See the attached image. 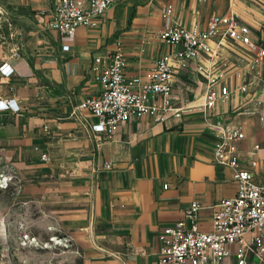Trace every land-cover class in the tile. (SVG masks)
Wrapping results in <instances>:
<instances>
[{"label": "crops", "instance_id": "1", "mask_svg": "<svg viewBox=\"0 0 264 264\" xmlns=\"http://www.w3.org/2000/svg\"><path fill=\"white\" fill-rule=\"evenodd\" d=\"M52 2L0 0V63L13 67L11 75L0 74V97L19 104L16 111L0 110L1 170L12 175L10 182L18 175L19 207L34 203L45 226L75 244L76 264H162L163 226L180 218L193 199L203 203L199 221L208 226L212 205L235 194L231 169L212 160L217 138L209 123L246 120L239 149L248 164L252 144H264V121L234 115L232 102H217L208 113L190 107L163 121L132 118L97 147L89 129L95 117L77 106L101 89L93 55L120 44L126 72L145 76L170 49L159 37L166 4H172L171 18L203 26L212 12L227 9L228 0L215 7L213 0H115L96 26L81 25L67 38L47 28L49 14L38 15ZM174 81L176 103L201 101L193 76Z\"/></svg>", "mask_w": 264, "mask_h": 264}, {"label": "built area", "instance_id": "2", "mask_svg": "<svg viewBox=\"0 0 264 264\" xmlns=\"http://www.w3.org/2000/svg\"><path fill=\"white\" fill-rule=\"evenodd\" d=\"M115 0H53L38 15L49 14L46 26L67 38L81 25L94 27ZM172 4H166L167 18L159 31L170 49L161 53L145 76L126 72L127 58L117 44L103 54L93 55L95 79L101 83L96 94L86 96L77 107L86 108L95 121L89 124L99 147L119 126L132 118L150 115L155 121L179 117L190 107L210 112L217 102H232L234 115L253 114L264 121V18L228 0L223 12H212L205 24L189 26L171 18ZM68 49V44H62ZM19 53L14 48L12 55ZM13 67L0 63V74L9 76ZM193 76L200 86L198 96L176 103V76ZM243 107V108H241ZM16 111L14 97H0V110ZM216 135L212 160L232 171L235 194L212 205L208 226L199 221L202 202L193 199L180 218L163 226L159 238L158 261L162 264H264V144L254 142L248 164L240 155V143L247 137L246 120L231 116L226 122H211ZM46 159L47 154L41 153ZM261 162V171L256 167ZM12 175L0 171V188H6ZM51 232L42 241L28 228L26 216L10 218L0 212V264H26L21 253L26 248L52 247L70 242L64 234ZM60 241V242H59Z\"/></svg>", "mask_w": 264, "mask_h": 264}, {"label": "rangeland", "instance_id": "3", "mask_svg": "<svg viewBox=\"0 0 264 264\" xmlns=\"http://www.w3.org/2000/svg\"><path fill=\"white\" fill-rule=\"evenodd\" d=\"M222 0H213L212 5L215 7ZM227 3V0H224ZM238 6L248 7L256 16L264 15V0H235ZM2 161L0 160V171ZM12 182L6 188H0V212L6 213L10 218L18 217L19 213L26 216L28 228L33 233L39 235L42 241L47 240L51 233L45 226L46 220L42 219L34 203L27 207H19L20 194L17 192L16 185L19 182L16 175ZM26 211V212H25ZM48 222V221H47ZM61 234V231H56ZM26 257V264H76L79 254L75 244L71 241L67 243H58L52 247L26 248L21 252ZM258 259H253L250 264H257Z\"/></svg>", "mask_w": 264, "mask_h": 264}]
</instances>
